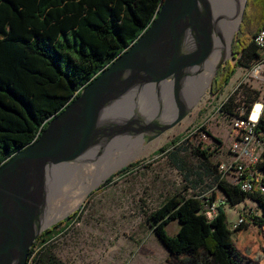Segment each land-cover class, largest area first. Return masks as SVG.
I'll return each instance as SVG.
<instances>
[{
  "label": "trees",
  "instance_id": "obj_1",
  "mask_svg": "<svg viewBox=\"0 0 264 264\" xmlns=\"http://www.w3.org/2000/svg\"><path fill=\"white\" fill-rule=\"evenodd\" d=\"M161 1L0 0V165L32 143L47 122L78 96L81 88L136 41L155 19ZM262 28L264 0H247L231 42L235 63L225 62L216 71L209 88L211 95L221 93L237 68H247L258 59L252 38ZM220 73L223 74L218 78ZM230 104L225 101L217 108V113L228 120L236 115L240 105L249 109L256 103H242L231 110ZM197 152L201 156L206 154L198 149ZM175 157L173 154L172 159ZM257 168L264 184V162ZM215 181L217 184V177ZM217 186L230 205L233 194L249 197L264 217V193L245 194L236 187L222 183ZM201 200L189 197L181 201L153 228L155 236L174 258L187 255L195 258L197 264H208L209 258L217 264H241L242 257L225 229L224 212L218 209L214 219L207 222L201 214ZM77 215L74 213L70 219ZM173 219L179 229L169 237L164 226ZM59 225L49 227L34 241L27 260L38 242L45 245L66 229H58ZM65 226H69L68 222ZM33 260V264H57L49 256L46 260Z\"/></svg>",
  "mask_w": 264,
  "mask_h": 264
},
{
  "label": "water",
  "instance_id": "obj_2",
  "mask_svg": "<svg viewBox=\"0 0 264 264\" xmlns=\"http://www.w3.org/2000/svg\"><path fill=\"white\" fill-rule=\"evenodd\" d=\"M215 2L162 0L155 19L136 41L81 88L32 143L0 165V264H26L34 241L56 223L50 221L48 208L53 202L50 188L64 180L61 167L91 154L103 155L116 143L120 147L112 153L141 147L196 107L202 95L189 99L188 80L215 51ZM227 58L214 67L208 88ZM162 96L176 111L169 120L160 118Z\"/></svg>",
  "mask_w": 264,
  "mask_h": 264
},
{
  "label": "rangeland",
  "instance_id": "obj_3",
  "mask_svg": "<svg viewBox=\"0 0 264 264\" xmlns=\"http://www.w3.org/2000/svg\"><path fill=\"white\" fill-rule=\"evenodd\" d=\"M226 62L233 65L235 60L229 55ZM255 64L256 61L247 68H237L217 96L211 95L206 87L196 107L179 124L157 139L143 143L138 150L123 152L124 157L135 156L111 171L77 207L56 220L53 225L60 223L58 229H66L45 245L38 242L30 264L36 257L46 260L48 256L57 264H197L195 258L187 255L170 256L153 228L186 198L217 199L210 189L216 183L218 164L228 155L229 132V120L219 115L217 108L225 101L231 102L230 110L242 103L248 106L264 103V65L260 80H254L250 71ZM201 75L206 76V71ZM165 147L163 152L159 151ZM197 149L204 151L205 156ZM255 154L260 163L264 162V143L255 147ZM121 157L120 152L107 158L96 154L87 159L84 174L99 175ZM131 164L134 166L130 167ZM80 179L68 183L67 198L79 191ZM233 195L231 205L224 211L225 229L242 257L241 264H264V217L249 197ZM76 212V218L70 219ZM215 214L211 211V216ZM239 217L244 218V223L233 230L232 225ZM178 229L175 219L164 226L169 237L175 236ZM207 263L217 264L213 258Z\"/></svg>",
  "mask_w": 264,
  "mask_h": 264
},
{
  "label": "bare ground",
  "instance_id": "obj_4",
  "mask_svg": "<svg viewBox=\"0 0 264 264\" xmlns=\"http://www.w3.org/2000/svg\"><path fill=\"white\" fill-rule=\"evenodd\" d=\"M242 4H243V0H216L215 5L217 9V14H216L217 20L214 23L215 51L211 56V58L209 59V61L207 62V64L202 66L200 68V71L197 74H195L191 79L188 80L190 82V88L192 92L190 93L191 95L187 94L190 100L195 99L196 97L198 98L200 95H202V91L208 86L209 79L216 64L221 59L227 58L229 56L228 45L232 35L234 34L235 26L239 19V14L242 8ZM202 71H206L207 75L206 76L201 75ZM161 101H162L161 105L163 106V109L161 111L160 118L161 120H169L175 115L176 111L172 109L171 105H169L170 100L168 99V97L162 96ZM256 105H259V103L255 104V112L258 110V106ZM253 114L254 115L252 116V118L255 117V113ZM129 143L136 144L138 142L130 141ZM119 147H120L119 143L109 146L107 150H104L102 157L103 158L109 157V154H112V152L115 149H119ZM132 149L129 148L124 152L126 151L134 152L139 149V146L138 147L135 146ZM120 154L122 155L120 160H118L116 163H113L104 170H102L99 175L98 174L93 175L90 174V172L84 174V170H83V166L85 165L87 159L94 157L96 154H91L90 156H88V158L79 160L75 164H69L61 167L59 170L61 173L60 176H62L64 180L62 181L61 184L58 183L50 188V194L51 196H53V200H52L53 202H50L48 208L50 221L58 220L64 217L66 214H68L71 210L77 207L78 204L85 197V195L92 188L96 187L103 178H106L111 171L125 164L135 156V154H131L127 157H124L123 152ZM81 176L83 177L80 179ZM75 179L77 180L80 179L79 185L81 186V188L79 189V191H76V193H74L72 197L69 196V198H67L68 191H70L67 187L68 183L71 182V180H75Z\"/></svg>",
  "mask_w": 264,
  "mask_h": 264
},
{
  "label": "built area",
  "instance_id": "obj_5",
  "mask_svg": "<svg viewBox=\"0 0 264 264\" xmlns=\"http://www.w3.org/2000/svg\"><path fill=\"white\" fill-rule=\"evenodd\" d=\"M252 42L259 52V57L250 71V77L254 80H260V70L264 65V28L255 34ZM259 105L260 108L255 112V104L251 105L249 109L242 104L236 109V115L230 117L226 141L228 142L227 152L229 156L217 166L219 179L245 194L264 193V184L261 183L262 172L257 168L261 160L255 154V147L264 143V103ZM253 113H255L254 118H252ZM203 137H206V134ZM203 202L205 205L202 206V212L208 220L214 219L215 215L211 216V211L216 212L219 209L224 212L230 205L225 196L211 201L206 198ZM205 207L206 209L203 211ZM243 221L244 218L239 217L232 228ZM32 255L33 253L29 256L26 264H30Z\"/></svg>",
  "mask_w": 264,
  "mask_h": 264
},
{
  "label": "crops",
  "instance_id": "obj_6",
  "mask_svg": "<svg viewBox=\"0 0 264 264\" xmlns=\"http://www.w3.org/2000/svg\"><path fill=\"white\" fill-rule=\"evenodd\" d=\"M234 75H235V74H234ZM228 156H229V155H227L226 159L228 158ZM226 159H224L223 161H225ZM223 161H222V162H223ZM216 177H217V180H218L217 184H218V183H222V184H224V185H227V183H226L225 181L219 179V174H218L217 171H216ZM217 184L215 183V184L213 185V187L210 189V191H211V195H212L214 198L224 197L225 195H224L223 191L217 186ZM227 186H228V185H227Z\"/></svg>",
  "mask_w": 264,
  "mask_h": 264
}]
</instances>
